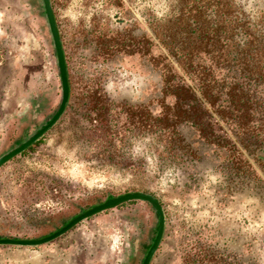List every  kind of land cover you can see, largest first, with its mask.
<instances>
[{
	"label": "rangeland",
	"instance_id": "rangeland-1",
	"mask_svg": "<svg viewBox=\"0 0 264 264\" xmlns=\"http://www.w3.org/2000/svg\"><path fill=\"white\" fill-rule=\"evenodd\" d=\"M50 2L68 68L70 106L36 145L0 168V237L47 236L107 196L139 189L127 175L136 166L119 162L144 159L151 149L146 116L129 111L153 107L160 78L148 39L154 21L169 13V1ZM60 99L42 1L0 0V156L48 122ZM166 155L167 179L148 186L166 213L151 264H167L168 256L178 264L191 246L186 236L218 252L227 241L233 264H264V163L254 162L256 180L250 182L246 168L234 176L224 157L211 152L198 163L184 156L174 164L172 153ZM157 229L151 206L125 204L51 243L0 246V264H142Z\"/></svg>",
	"mask_w": 264,
	"mask_h": 264
},
{
	"label": "trees",
	"instance_id": "trees-1",
	"mask_svg": "<svg viewBox=\"0 0 264 264\" xmlns=\"http://www.w3.org/2000/svg\"><path fill=\"white\" fill-rule=\"evenodd\" d=\"M168 1L169 13L154 21L148 39L156 50L151 66L160 78L153 107L137 106L129 111L139 119L146 116L151 149L144 159L131 163L122 157L119 162L124 167L136 166L127 175L138 181L140 188L129 192L151 194L162 207L148 186L167 179L163 167L166 154L172 153L174 164H178L184 156L198 163L211 152L224 157L226 169L234 176L246 168L250 182L256 180L254 162L264 163V0ZM139 38L138 46L143 48L145 38ZM68 82L66 109L71 97L69 75ZM58 83L61 88L59 76ZM254 152L261 153L262 159ZM151 162L159 168L143 169ZM134 203L151 206L136 200L114 208ZM186 237V246H191L178 258V264H233L225 248L227 241L218 252L209 244L200 245L199 238ZM171 257L165 262L177 264Z\"/></svg>",
	"mask_w": 264,
	"mask_h": 264
},
{
	"label": "water",
	"instance_id": "water-1",
	"mask_svg": "<svg viewBox=\"0 0 264 264\" xmlns=\"http://www.w3.org/2000/svg\"><path fill=\"white\" fill-rule=\"evenodd\" d=\"M41 1L44 9V15L52 38L54 53L56 57L57 72L61 85V99L56 113L48 122H46L43 126H41L29 138H27L26 140L19 143L14 148L10 149L8 152L0 156V168L4 164L12 160L13 158L21 155L23 152L28 150L32 145H34L37 141H39L42 138V136H44L48 131H50L64 115L69 101V82H68L67 66L65 62L63 47H62L58 27L56 24L55 16L53 14L50 0H41ZM136 200H143L150 203L151 206L154 208L158 217L157 234L155 236V239L151 247L147 251L142 261V264H151L164 237L166 218L161 203L154 196L145 192H129L126 194H122L107 199L103 203H99L87 210L80 212L78 215L74 216L67 223H65L61 228L41 238H37V239L0 238V246L39 247L51 243L66 235L68 232H70L72 229H74L77 225H79L83 221L99 213L112 209L118 205Z\"/></svg>",
	"mask_w": 264,
	"mask_h": 264
}]
</instances>
